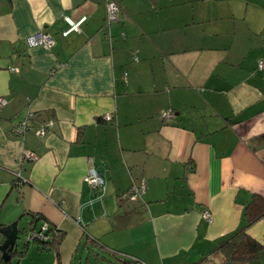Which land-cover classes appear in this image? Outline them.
Returning <instances> with one entry per match:
<instances>
[{"label": "crops", "instance_id": "1", "mask_svg": "<svg viewBox=\"0 0 264 264\" xmlns=\"http://www.w3.org/2000/svg\"><path fill=\"white\" fill-rule=\"evenodd\" d=\"M116 1L109 40L108 0H0V224L36 212L64 232L60 262L17 241L10 264H84L92 240L146 264H223L220 242L264 197V0ZM65 16L87 19L64 36ZM40 30L52 48L28 45ZM247 231L264 243V217ZM236 264H264V248Z\"/></svg>", "mask_w": 264, "mask_h": 264}, {"label": "trees", "instance_id": "2", "mask_svg": "<svg viewBox=\"0 0 264 264\" xmlns=\"http://www.w3.org/2000/svg\"><path fill=\"white\" fill-rule=\"evenodd\" d=\"M29 216L30 218L27 223V227L20 229V233L24 232V236L29 231H41V225L45 219L44 216L36 212H31ZM262 217H264V197L258 193H254L244 206L242 224L229 236L223 239L216 249L222 256L223 264L251 262L259 257L261 250L264 248V243L258 238L252 236L247 229L259 221ZM0 227L3 226L0 224ZM42 232H44L47 236L46 239L36 238L32 241H36L43 250H52L57 261L60 262L59 245L64 237V232L51 222H49L48 229L45 231L42 230ZM3 240L4 238L0 239V245ZM29 242L31 241H25L24 239L23 248L18 252L14 250V248L10 252L9 257L11 258V256L16 252L19 256H23L26 253V248ZM97 243L98 242L92 240L91 245L94 247V250L91 254H88L84 264H92L93 262L100 264L102 261H105L108 264H112L113 261H118L120 264H138V260L121 257L115 253L113 256H108L106 250L104 253V250ZM0 263L10 264V259L5 260L3 258L1 249Z\"/></svg>", "mask_w": 264, "mask_h": 264}, {"label": "built area", "instance_id": "3", "mask_svg": "<svg viewBox=\"0 0 264 264\" xmlns=\"http://www.w3.org/2000/svg\"><path fill=\"white\" fill-rule=\"evenodd\" d=\"M119 11H120V5L116 0H108L107 2V21L105 23V26L103 28V32L105 34V37L109 40L112 39V32H111V23L118 19L119 17ZM87 19V16H82L79 19H73L70 16H65V20L67 22V27L62 31V34L64 36L68 35L72 31H80L82 23ZM27 43L31 47L35 46H43L45 48H52L55 45V38L54 36L47 32V31H38L33 34H31L27 38ZM257 68L260 70H264V58H260L257 62ZM11 70L17 71L18 68L15 66L10 67ZM8 100L4 96H0V113L2 108L7 104ZM174 113L171 110H166L163 112V116L165 118H172ZM107 119H111V115L106 116ZM54 125L53 119H49L46 123L42 124L40 128L36 130L37 134L40 136L46 135L50 128ZM30 128L27 120H23L16 124L13 127V131L16 134H23ZM26 156L28 158L34 159L35 155L33 152L28 151L26 152ZM86 181L91 185V187L96 188L99 194V197H101L105 191L106 186V178H104L98 171L95 169V167H91L89 170V173L85 177ZM147 189V183L146 180H142L139 184L134 183L128 190L123 191L121 194H119L120 200H138L141 198L144 194V192ZM202 215L204 218H206L209 221H212L213 214L209 208H205L202 211ZM78 223H80V218H77L76 220ZM49 222L44 221L41 225V231L35 230V231H29L25 235V241H32L36 238L40 239H46L47 236L44 234L43 231L48 229ZM131 259L138 260L136 257L129 256ZM138 264H146L144 262H140L138 260Z\"/></svg>", "mask_w": 264, "mask_h": 264}, {"label": "water", "instance_id": "4", "mask_svg": "<svg viewBox=\"0 0 264 264\" xmlns=\"http://www.w3.org/2000/svg\"><path fill=\"white\" fill-rule=\"evenodd\" d=\"M0 233L4 237V240L0 245L3 258L9 260V254L17 246V241L19 240L20 229L18 220H15L9 225L0 227Z\"/></svg>", "mask_w": 264, "mask_h": 264}, {"label": "rangeland", "instance_id": "5", "mask_svg": "<svg viewBox=\"0 0 264 264\" xmlns=\"http://www.w3.org/2000/svg\"><path fill=\"white\" fill-rule=\"evenodd\" d=\"M139 199H140V198H139ZM139 199H138V200H139ZM123 201H128V200H123ZM23 237H25V236H24V232H21V233H20V238H19L18 241L23 243V242H24V239H25V238H23ZM87 252H88V251H87V249H86L85 252H84L85 257H86ZM15 260H16V262H17V259H15ZM114 260H115V259H114ZM93 264H96V262H93ZM100 264H108V263L105 262V261H102ZM112 264H120V263H119L118 261H113Z\"/></svg>", "mask_w": 264, "mask_h": 264}]
</instances>
